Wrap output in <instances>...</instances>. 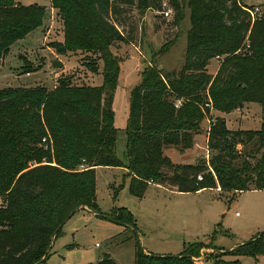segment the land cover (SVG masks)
<instances>
[{"label": "trees", "instance_id": "16d2710c", "mask_svg": "<svg viewBox=\"0 0 264 264\" xmlns=\"http://www.w3.org/2000/svg\"><path fill=\"white\" fill-rule=\"evenodd\" d=\"M170 2V1H169ZM174 21L186 17L180 0H171ZM63 24V40L50 42L58 54L82 52L91 62L103 61L100 85H75L59 76L57 85L0 88V264H49L52 238L73 215L87 209L131 228L136 235L134 264H242L225 254H264V231L229 252L204 242L180 254L146 252L135 219L125 208L102 214L97 204V167H126L130 193L145 196L151 182L172 180L177 191L264 189V126L231 130L211 109L231 112L247 102L264 101V13L253 20L240 0H188L191 27L185 60L179 70L166 71L152 61L130 94L127 163L117 154L114 95L120 57L112 48L130 43L118 17L135 6L139 11L161 6V0H51ZM264 8V3L262 5ZM252 8V7H249ZM45 6L0 0V66L18 40L44 25ZM168 41L156 55L173 46ZM96 58H94V56ZM221 59L216 75L207 72ZM155 62V61H154ZM26 67V66H25ZM34 68H25L31 72ZM92 70L98 71L93 65ZM211 99V107L206 103ZM208 130L210 158L174 163L164 150L185 153L195 145L203 122ZM46 139L48 148L42 141ZM238 143L243 149L235 148ZM252 144L248 150L246 146ZM166 168L173 170L168 177ZM202 174L203 179L198 176ZM203 248L213 249L204 260ZM117 264L109 253L96 263Z\"/></svg>", "mask_w": 264, "mask_h": 264}, {"label": "rangeland", "instance_id": "374dc122", "mask_svg": "<svg viewBox=\"0 0 264 264\" xmlns=\"http://www.w3.org/2000/svg\"><path fill=\"white\" fill-rule=\"evenodd\" d=\"M16 1L25 5L45 6L47 15L42 27L10 47L0 66V88L43 85L53 89L59 76L70 77L75 85H100L103 82L102 60L96 59V63L92 64L82 52L60 55L49 46L50 42L63 39V24L57 11L53 9L51 0ZM180 1L183 2L186 13L180 25L174 21V12L171 17L164 15L162 4L144 11H139L135 6L128 7L118 15L123 23L120 28L126 36L132 37V42H118L112 48L121 59L113 109L114 125L117 128V154L125 163L130 94L140 83L144 68L152 61L160 64L166 71L179 70L184 63V48L186 50L191 19L188 0ZM240 1L248 8L262 7L264 3V0ZM168 41L175 42L174 46L167 53L156 55ZM56 59L63 63V67H53ZM220 60H212L207 72H213L216 65H220ZM93 65L98 68L97 72L92 70ZM25 66L35 70L25 72ZM210 117H223L231 130H261L264 126V101L247 102L231 112L212 108ZM207 122L210 125L208 119L202 124L203 129L198 139L200 145L205 142ZM42 144L48 148L46 140ZM195 147L186 153L180 152L176 147H169L164 153L177 164H191L198 158L209 160L210 151L206 153L198 144ZM251 147L252 144H248L246 149ZM235 148L242 150L243 144L238 143ZM196 151L200 154L196 155ZM97 168L98 210L105 215L119 208L132 213L140 243L149 253L177 255L195 242H211L216 249L228 251L264 231V189L233 191L210 188L180 192L173 188L176 187L175 183L168 180L163 183L166 186L150 184L145 196L139 198L130 193L131 176L126 167ZM164 173L170 177L173 170L166 168ZM97 213L81 209L65 223L61 234L53 242L49 264L96 263L106 253L117 264H134L136 231ZM211 252L214 250L203 248L197 259L204 260ZM224 259L239 260L242 264H264V254H225ZM202 264H213V260H205Z\"/></svg>", "mask_w": 264, "mask_h": 264}, {"label": "built area", "instance_id": "2783aa9c", "mask_svg": "<svg viewBox=\"0 0 264 264\" xmlns=\"http://www.w3.org/2000/svg\"><path fill=\"white\" fill-rule=\"evenodd\" d=\"M162 7H163V13H164V15L166 16V17H171L172 16V14H173V8H172V6L170 5V2H169V0H163L162 1ZM249 12H250V14H251V16H252V18H253V20H255L256 18H259V17H261L262 15H263V13H264V8L263 7H259V6H256V7H254V8H246ZM210 99V98H209ZM211 104H212V102H211V99L206 103V106H209V107H211L212 108V106H211ZM209 122H211V119H209ZM44 140H46V139H44ZM208 156V155H207ZM198 179L199 180H202L203 179V176L202 175H199L198 176Z\"/></svg>", "mask_w": 264, "mask_h": 264}, {"label": "crops", "instance_id": "0c3cea01", "mask_svg": "<svg viewBox=\"0 0 264 264\" xmlns=\"http://www.w3.org/2000/svg\"><path fill=\"white\" fill-rule=\"evenodd\" d=\"M63 40V39H62ZM185 48H184V54H185ZM215 61H217V59H214ZM211 67V64L209 65V68ZM219 67H220V65H216V67H215V69L213 70V72H211V74H213V75H216L217 74V72H218V70H219ZM208 123V122H207ZM227 123V122H226ZM208 126H207V132H206V134L204 135V137H205V142H204V145H200L199 144V136L200 135H197L196 136V139H195V145H194V147L192 148L193 150H194V148H196L195 146H196V144H198L199 145V147H202V149H204V151L207 153H209V149H208V130H209V123L207 124ZM227 126H228V124H227ZM192 149H189V150H192ZM166 150V149H165ZM188 151V150H187ZM186 151V152H187ZM185 152V153H186ZM206 153H204L205 155H206ZM195 154L196 155H199L200 154V152L199 151H196L195 152ZM195 161H196V159H195ZM98 169V168H97ZM151 185H154V184H156V185H163V184H158V183H150ZM163 186H166V185H163ZM173 188H175L176 190H177V187H173ZM218 189H221V187H219V188H217V190ZM91 211V210H90ZM55 240V239H54ZM54 242V241H53ZM53 242H52V246H53ZM52 248V247H51ZM233 248V247H232ZM146 251V250H145ZM147 252V251H146ZM49 253H51V249L49 250Z\"/></svg>", "mask_w": 264, "mask_h": 264}, {"label": "water", "instance_id": "95a60500", "mask_svg": "<svg viewBox=\"0 0 264 264\" xmlns=\"http://www.w3.org/2000/svg\"><path fill=\"white\" fill-rule=\"evenodd\" d=\"M53 67H54V68H61V67H63V63H62L60 60L56 59V60L53 62ZM161 67H162V66L159 65V68H161ZM56 234H57V231H56L55 234L53 235L52 242L54 241ZM221 251H223V252H229V251H231V249L228 250V251H224V250H221Z\"/></svg>", "mask_w": 264, "mask_h": 264}]
</instances>
